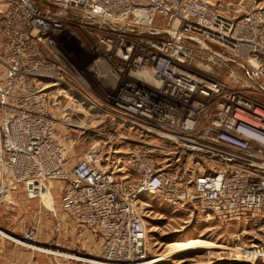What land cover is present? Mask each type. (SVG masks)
<instances>
[{"label":"built area","instance_id":"1","mask_svg":"<svg viewBox=\"0 0 264 264\" xmlns=\"http://www.w3.org/2000/svg\"><path fill=\"white\" fill-rule=\"evenodd\" d=\"M212 1L0 0V194L41 201L59 183V212L95 244L91 257L46 248L36 227L5 239L82 264H156L151 200L264 224V102L249 96L264 94V7Z\"/></svg>","mask_w":264,"mask_h":264},{"label":"rangeland","instance_id":"2","mask_svg":"<svg viewBox=\"0 0 264 264\" xmlns=\"http://www.w3.org/2000/svg\"><path fill=\"white\" fill-rule=\"evenodd\" d=\"M218 1L226 8H235L241 3L240 6H243L241 12L248 11L254 1H258V4L260 3L264 7V0H213L212 2ZM215 4L217 5V3ZM52 12L56 13L55 10ZM68 15L73 17L71 13ZM78 19L86 22L84 18L79 17ZM105 24L108 25V23H104V26H106ZM157 37L170 38V36L164 35ZM192 44L196 47H207L212 53L229 61V67L234 73L246 77L251 75L249 68L236 61L225 50L195 40ZM72 51L74 52L73 49ZM80 58L79 55L76 56V59ZM72 63L77 70H80L79 65L74 61ZM226 73L221 72L220 77L226 76ZM258 84L264 89L261 82ZM251 94L249 95L251 98L261 103L264 102V94L260 92ZM78 151L80 150L78 149ZM45 187L51 193L53 191L59 193L60 190V184L57 182H49L45 184ZM14 196L10 195L0 205V231L3 232L0 236L2 237L12 236L10 233L4 232L2 228L15 229L13 225L9 226L11 221H8L10 219L8 212L11 208L8 202L14 199ZM37 203L47 207L44 199L38 200ZM150 204L153 210L146 228L156 264H264V251L262 250L263 253L258 254L260 248H264V224L254 225L253 222L226 224L218 220L203 221L199 214L191 212L187 208H171L161 204L158 200H151ZM59 216L67 219L61 212ZM244 254H247L251 259L244 258ZM258 256L263 259H258Z\"/></svg>","mask_w":264,"mask_h":264},{"label":"crops","instance_id":"3","mask_svg":"<svg viewBox=\"0 0 264 264\" xmlns=\"http://www.w3.org/2000/svg\"><path fill=\"white\" fill-rule=\"evenodd\" d=\"M12 194L15 196L8 202L11 207L8 212L10 215L8 221H11L9 226L13 225L15 229L2 228L4 232L20 237L28 228L36 227L38 230L37 242L40 246L71 255L91 257L90 250H93L95 244L94 236L89 230L81 228L70 219L59 216L58 192H46L43 199L47 207L37 203L38 200H27L19 189L11 192ZM0 233L3 232L0 231ZM0 264L82 263L50 254L32 252L20 248L0 236Z\"/></svg>","mask_w":264,"mask_h":264},{"label":"bare ground","instance_id":"4","mask_svg":"<svg viewBox=\"0 0 264 264\" xmlns=\"http://www.w3.org/2000/svg\"><path fill=\"white\" fill-rule=\"evenodd\" d=\"M143 79L146 80L145 77H144ZM68 102H71V103L69 104ZM67 104H69V106H70L71 104H74V106H76V104L73 103V101H72L71 99H69V97L66 98V105H67ZM67 106H68V105H67ZM45 194H46V192L43 193V195H42V199H43V197H44ZM8 195H9V192H8L6 189H3V190L1 191V194H0V197H1L0 201H2L4 198H7ZM154 263H155V262H154Z\"/></svg>","mask_w":264,"mask_h":264}]
</instances>
